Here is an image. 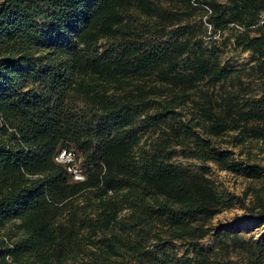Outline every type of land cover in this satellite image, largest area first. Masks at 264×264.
Masks as SVG:
<instances>
[{"label": "trees", "instance_id": "16d2710c", "mask_svg": "<svg viewBox=\"0 0 264 264\" xmlns=\"http://www.w3.org/2000/svg\"><path fill=\"white\" fill-rule=\"evenodd\" d=\"M154 1L0 2V264H227L169 245L210 235L232 204L264 222V186L249 205L204 165L261 177L233 150L264 145V90L240 98L226 84L244 70ZM193 3L212 34L241 29L237 47L264 67V0ZM62 150L81 181L56 161ZM231 241L244 264H264L263 245Z\"/></svg>", "mask_w": 264, "mask_h": 264}, {"label": "rangeland", "instance_id": "374dc122", "mask_svg": "<svg viewBox=\"0 0 264 264\" xmlns=\"http://www.w3.org/2000/svg\"><path fill=\"white\" fill-rule=\"evenodd\" d=\"M3 0H0L2 2ZM191 0H155L169 14L174 16L175 20L182 24L190 25L194 30L201 34L205 42H213L219 52L220 65L233 70L243 69L239 74V80L235 78L228 81L227 86H234L239 90L240 98H257L264 90V67H258L250 51H243L236 45V38L242 32L237 27H228L220 34H212L211 26L206 22L207 12L202 4L193 3ZM218 3L228 4L229 0H215ZM264 22V13L260 15L259 24ZM175 28V27H174ZM250 36H255V29L249 32ZM234 156L239 159L254 164L262 168L263 173L260 178H248L244 174H233L222 171L213 163H206L208 167V176L215 182L222 192L233 193L237 196L245 197L247 204L252 205L254 202V192L262 190L264 186V145L251 142L244 147L233 150ZM172 162L177 165L188 167L192 170L199 169L203 164L192 158L176 156ZM78 166V163H75ZM251 190V191H250ZM247 193L246 196L244 194ZM264 200V191L261 192ZM244 213V209L232 204L216 215L210 226L212 232L205 238L190 241H173L169 248L176 257H192L193 251L202 248L209 252L211 256L217 253V258L223 259L227 264H244L248 256L244 251L239 249L232 237H238L252 246H264V222L254 221L252 219L239 218ZM222 233L229 234L230 237L223 236ZM217 237L222 238L225 244H221Z\"/></svg>", "mask_w": 264, "mask_h": 264}, {"label": "built area", "instance_id": "2783aa9c", "mask_svg": "<svg viewBox=\"0 0 264 264\" xmlns=\"http://www.w3.org/2000/svg\"><path fill=\"white\" fill-rule=\"evenodd\" d=\"M56 161L62 164H74V154L71 151L62 150L56 157ZM78 166L72 165L68 167V171L73 175L74 180L81 181L83 179Z\"/></svg>", "mask_w": 264, "mask_h": 264}]
</instances>
